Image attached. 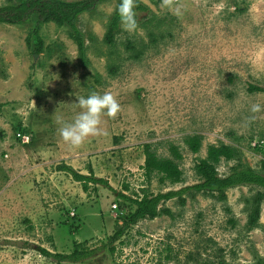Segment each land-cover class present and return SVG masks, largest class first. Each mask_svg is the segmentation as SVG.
Returning <instances> with one entry per match:
<instances>
[{
  "label": "rangeland",
  "instance_id": "374dc122",
  "mask_svg": "<svg viewBox=\"0 0 264 264\" xmlns=\"http://www.w3.org/2000/svg\"><path fill=\"white\" fill-rule=\"evenodd\" d=\"M139 1L148 12L136 13L135 32L122 26L116 32L121 65L113 74L101 42L113 0L77 19L86 66L66 27L43 24V50L34 54L27 41L33 25L0 23V264H264V199L258 225L246 223L259 186L230 187L223 201L196 193L181 195V203L175 196L158 206L168 213L131 225L124 221L134 205L115 194L140 198L193 184L194 164L220 142L264 174V93L247 90L248 84L264 86V0H172L170 8L162 0ZM151 13L168 33L138 60H127L128 39L148 43L144 22ZM92 93L112 94L120 110L102 115L100 133L74 147L60 136L57 117L72 122L81 111L78 98ZM18 127L27 129V141L16 135ZM192 134L201 137L196 153L183 142ZM145 143L168 158L169 145L177 146L182 182L144 176ZM62 162L111 188L90 183L83 191L57 169ZM229 164L221 162L219 173ZM75 243L99 250L77 262L53 256L70 253Z\"/></svg>",
  "mask_w": 264,
  "mask_h": 264
},
{
  "label": "trees",
  "instance_id": "16d2710c",
  "mask_svg": "<svg viewBox=\"0 0 264 264\" xmlns=\"http://www.w3.org/2000/svg\"><path fill=\"white\" fill-rule=\"evenodd\" d=\"M7 3L0 5V23L8 24H31L33 29L27 37L28 45L31 43L34 54H39L43 50V40L39 29L48 22H54L58 27H66L67 34L76 43L78 58L82 66H86L88 59L86 57L87 45L85 43L84 33L77 27L76 22L79 15L83 13L94 14L97 6L106 0H6ZM115 2L113 11L108 15L107 27L101 42L107 46V52H102L106 57V66L108 73H115L120 63L119 49L116 44L115 34L121 31V23L116 12V6L119 0ZM159 1V0H152ZM135 17L138 12H148V8L139 0H135ZM149 19L144 22V28L149 38L148 43H143L138 39L137 43L128 39L123 48L127 51L125 58L127 60H138L141 54L149 49V45H158L164 39L163 32L168 33V30L162 27V22L153 13L148 14ZM89 41H94L93 46L97 48L96 42L91 35H88ZM92 45V44H91ZM122 59V58H121ZM247 90L250 92L260 91L264 93V86L260 87L253 84H248ZM1 111V104H0ZM21 133H27V129L18 127L17 130ZM184 144L192 152L196 153L201 146V137L197 134L187 135L183 139ZM144 148V176L149 179L151 175L157 174L159 182L169 181L170 183H179L183 181L182 172L178 168L176 160L181 158L177 146L170 144L169 152L171 158L159 157L155 152L151 151L148 143L143 144ZM261 145L256 146V150H260ZM241 152L235 146L227 143L209 144L206 147L204 157H199L194 164V171L197 175V181L193 184L183 186L179 189L168 190L158 193H143L140 198H131L122 192L115 191L119 198H125L134 205V210L129 212L125 219L124 225L135 224L140 219L155 218L161 213H168L167 208H158L159 204L173 197H178L182 203L184 200L181 195L203 193L211 195L217 200L223 201L226 198V190L230 187L239 185H255L261 187L255 196L252 198L250 209L247 215L248 227H256L260 216V203L264 199V174L256 172L251 167H246L241 162ZM221 162L230 163L225 174H220L218 166ZM264 169V161H262ZM59 171L68 173L73 180L79 182L83 191H87L89 184H100L106 187L109 186L107 180L94 176L91 172L83 174L68 164L60 163L57 166ZM125 188L127 186L125 185ZM123 228H118L110 237V241H115L122 234ZM113 247H109L111 252ZM43 254L48 252L40 248ZM96 250H89L82 246V243H75L74 248L68 254L55 253L53 254L59 261L77 262L87 259L96 254Z\"/></svg>",
  "mask_w": 264,
  "mask_h": 264
},
{
  "label": "clouds",
  "instance_id": "9594fccd",
  "mask_svg": "<svg viewBox=\"0 0 264 264\" xmlns=\"http://www.w3.org/2000/svg\"><path fill=\"white\" fill-rule=\"evenodd\" d=\"M162 5L170 8L172 7V0H162ZM134 8L135 0H119L116 6L121 26L128 33H133L137 29ZM173 12L177 16L182 14L179 8H174ZM78 105L81 111L72 122L62 123L61 118L57 117V123L61 124L58 129L60 136L65 142L74 147H79L89 136L100 133L99 125L101 124L102 115L113 117L120 110L119 103L110 93H92L81 96L78 98ZM255 107L258 108V106Z\"/></svg>",
  "mask_w": 264,
  "mask_h": 264
},
{
  "label": "built area",
  "instance_id": "2783aa9c",
  "mask_svg": "<svg viewBox=\"0 0 264 264\" xmlns=\"http://www.w3.org/2000/svg\"><path fill=\"white\" fill-rule=\"evenodd\" d=\"M16 135L19 136V138L22 139V140H26V141L28 140V135L27 134H23V133H19L18 132ZM112 208L116 209L117 205L116 204H112Z\"/></svg>",
  "mask_w": 264,
  "mask_h": 264
}]
</instances>
